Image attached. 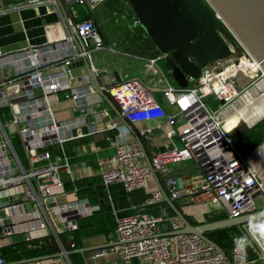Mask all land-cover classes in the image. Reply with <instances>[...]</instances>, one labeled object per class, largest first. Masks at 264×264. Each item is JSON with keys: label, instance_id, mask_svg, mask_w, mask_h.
Masks as SVG:
<instances>
[{"label": "built area", "instance_id": "2783aa9c", "mask_svg": "<svg viewBox=\"0 0 264 264\" xmlns=\"http://www.w3.org/2000/svg\"><path fill=\"white\" fill-rule=\"evenodd\" d=\"M50 1L59 10L56 0ZM67 1L84 4L92 13L107 0ZM10 8L0 6V13ZM61 17L67 30L64 40L69 51L66 54L44 60L42 57L48 53L47 46H28L18 58L19 55L0 48L1 65H17L21 59L28 61L26 66L16 67L14 77L0 84V108L10 110L11 114L9 118H2L0 114V264H11L1 249L10 242L11 237L18 234L23 235V238L20 241L15 239L12 244L26 242L28 249H32L39 247L33 241L42 239V232L47 231V234L55 236L60 251L66 253L68 250L59 234L64 229H76L77 219L96 209L92 206L87 212H81L70 209L76 204L60 205L58 196L64 193L61 173L64 170L70 173V168L65 154L55 156L54 150L65 152L66 142L83 135L81 131L75 134L74 129L86 124L88 115L99 114L97 108L86 102V97L98 90L114 102L122 120L131 125L142 120L164 118L171 125L168 137H178L180 142V146H177L172 141V149L157 153L149 163H142L139 161L143 155L142 148L129 142L126 133L120 131L116 137L115 152L98 162L99 174L105 186L121 183L127 192L138 189L149 192L150 178L155 173L162 174L167 177L170 197L176 199L181 191L178 179L171 176V164L193 160L203 173L200 186L190 190L195 202L217 205L227 217H239L259 209L257 199L264 198V179L252 157H255L254 160L261 157L260 148L250 155L243 154L225 125L226 118L231 116L233 103L243 99L260 82L255 81L257 77L264 80L262 70L254 76L241 67L244 61L253 64L257 61L238 39L236 41L242 54L234 52L230 58L207 65L197 84L182 88L163 76L162 94L176 108L175 112H169L153 90L137 78L118 81L111 79L107 72L90 65L91 72L102 81L98 88L90 82L73 87L67 79H63V76L71 73L69 65L72 60L80 57L89 59L94 50H112V47L106 44L93 16L78 20L73 16L63 17L61 13ZM218 19L222 20L221 17ZM157 60L150 58L149 63L156 65ZM49 67L61 68L62 73L47 74ZM241 73L244 80L239 87ZM249 79L254 81L250 82ZM15 84H18V89L12 94L8 86ZM63 97L76 102L79 116L75 119L57 118L54 104ZM16 105L21 107L20 111H16ZM104 113L109 115L110 112L105 109ZM114 127L120 126L116 122L111 123L110 128ZM150 132L151 129L142 130L140 135L146 136ZM17 138L22 154L17 148ZM163 198V192L156 190L147 203L154 204ZM48 204L53 206L55 219L51 218ZM163 220L162 216L153 214L116 217L115 232L107 245L103 244L94 250L92 259L95 264L98 259L111 255L117 256L116 264L264 263V229L256 228L264 224V220L241 229L243 235L234 237L229 254L197 234L164 235L182 228L184 223L178 217L173 218L170 220L171 229L161 232L159 225ZM239 237H245L247 243H237ZM24 264L73 262L66 254L63 258Z\"/></svg>", "mask_w": 264, "mask_h": 264}, {"label": "crops", "instance_id": "0c3cea01", "mask_svg": "<svg viewBox=\"0 0 264 264\" xmlns=\"http://www.w3.org/2000/svg\"><path fill=\"white\" fill-rule=\"evenodd\" d=\"M56 2L59 6V10L56 8V4L50 0H42V2H37L36 0L0 1V6L11 7L8 11L0 13V48L4 51L19 55L18 58H21L24 54V50L28 46H47L46 49L48 50V53L44 54L42 57L44 60L49 59L48 57L51 56H62L66 54L69 51L64 40L67 30L63 18L61 17V13L63 14V17L68 15L78 18L80 14L79 7L77 4H71L67 0H56ZM111 3L112 2H104L97 6L91 13V16L94 17L106 44L111 46L112 50L108 48L94 50L91 54V58L88 59L90 65L95 66L101 71L107 72L111 79L120 81L128 78H137L141 80L146 86L153 90L157 99L169 112H175L176 108L171 106L162 94V88L164 85L163 76L173 85H178L172 82L165 73L163 69L164 67L161 64L163 56L158 55L159 53L155 46L148 42L145 47L147 49L149 47L151 50H146L144 53L143 50H141L143 48L139 45L142 38L146 36L140 35V32L128 35V33L125 32V29L116 34L109 33L105 30L104 23H107V8H110L112 5ZM114 10L115 13L119 12V7ZM126 25V28H128L130 26H136L137 24H135L134 21L127 20ZM150 58L158 59L156 65H151L149 63ZM26 64H28V61L23 59L17 62V65L7 64L4 66L0 64V84L16 75L17 66L24 67ZM78 68L82 71L80 76H63V79H67L69 84L73 87H80L87 82H90L95 86L94 81L97 85H100L102 82L100 78L94 73L89 72L85 64L80 65ZM46 72L50 75L54 73H62L61 68L56 67H49ZM116 74H118V77ZM17 89L18 84L8 86V91L10 93L15 92ZM86 102L88 105L97 108L99 114L88 115L86 118L87 123L74 129L75 134H78L79 131H81L83 135L66 142L65 152L60 151L58 154L54 153L55 156L65 154L70 168V173L66 170L61 173V179L64 184V193L58 196V202L60 205L76 204L75 207L72 206L70 208L72 211L78 210L81 212H87L92 206L97 210L99 207L92 204L88 197L80 195L78 182L89 178V181L93 179L94 182H97V184L103 188L107 200L111 203L115 217L134 214L165 216L164 213H168L165 204L168 202L165 197L163 200L154 204H148L147 200L156 190L162 191L163 194L166 192L170 197L171 194L166 176L162 174H154L149 181V192L142 189L127 192L121 183H114L110 186H105L103 184L99 174L98 162L101 158L115 152L117 142L116 137L120 131H123L126 133L129 142L136 143L142 148L143 155L139 158V161L142 163H149L152 157L157 153L172 149V141H174L177 146H180L178 137H173V140L168 137L171 125L167 123L164 118H157L134 122L131 124L130 128L126 125L124 120H122L119 114L120 112L118 113L113 109L108 101L103 98L99 90L88 95L86 97ZM54 109L57 118L61 120H72L79 116V112L76 110V102L72 99L63 97L61 101L54 104ZM105 109L109 110V115L104 113ZM20 110L21 107L16 105V111ZM0 114L2 118L11 117L10 110L5 108H0ZM5 114L7 115L6 117L4 116ZM114 122L118 123V126L120 127L110 128V124ZM147 129H151L149 134L146 136L140 135V131ZM137 136L140 138L142 144L138 143ZM171 167V176L178 179V187L181 191V195L176 199L170 198L174 200L175 205L185 213L192 223L198 224L205 222L208 215L216 211H223L217 205L207 204L206 206L203 204L205 202H195L193 200L190 190L196 186H200L203 181V173L193 160L173 162ZM48 207L51 218L55 219L56 216L52 212V204H48ZM263 208L264 205L260 206L259 209ZM156 212H159V214ZM82 217L85 216L79 217L77 221ZM173 218H177L176 213L171 219ZM159 230L161 232L167 231L162 223L159 225ZM65 231L68 230L64 229L61 233ZM42 233L44 234L42 238L52 235L47 234V231H43ZM110 236L108 239L103 235L90 238L84 247L108 244ZM15 237H17V241H20L23 238V235L18 234L17 236H14V238ZM14 238L11 237L9 239L10 242H8L7 245H12L15 240ZM117 259V256L111 255L107 258H103L101 264H116ZM113 261L115 262L113 263ZM97 264H99V262ZM254 264L264 263L258 261Z\"/></svg>", "mask_w": 264, "mask_h": 264}, {"label": "water", "instance_id": "95a60500", "mask_svg": "<svg viewBox=\"0 0 264 264\" xmlns=\"http://www.w3.org/2000/svg\"><path fill=\"white\" fill-rule=\"evenodd\" d=\"M127 1L134 14L135 24L141 25L146 30L157 52L163 56L164 67L179 87L187 88L194 83H199L203 68L207 65H212L217 60L230 58L234 52L241 55L242 50L236 39L256 58L264 71V0H205L207 4L204 0ZM83 64L91 72L88 59L80 57L70 63L69 68L72 70L69 76H80L82 71L78 67ZM116 75L118 77V74ZM94 83L98 88L97 83L95 81ZM101 94L119 113L114 102L104 92ZM124 122L131 128L128 121L124 120ZM250 127L230 135L236 140ZM9 129L12 130V127ZM137 138L138 143L142 144L140 138L138 136ZM164 197L177 217L184 223L182 228L166 232L164 235L193 233L219 248L221 247L206 235L207 232L228 227L247 229L251 223L264 220L263 208L239 217H226L194 224L166 192ZM99 247L101 245L82 247L75 252L86 256V252ZM38 250V247L28 249L30 253H37ZM70 253V251L66 253L59 251L53 254L37 255L26 258L21 263L63 258L66 254L70 256Z\"/></svg>", "mask_w": 264, "mask_h": 264}, {"label": "trees", "instance_id": "16d2710c", "mask_svg": "<svg viewBox=\"0 0 264 264\" xmlns=\"http://www.w3.org/2000/svg\"><path fill=\"white\" fill-rule=\"evenodd\" d=\"M76 4L79 7L80 13L78 18L76 19L80 20L91 16V12L86 7V5L80 3ZM128 19L129 21H134L133 12L128 15ZM136 26L140 28V30H138V32L136 33L140 32V35L146 36L143 38L141 37L142 40L139 45L143 48L141 50H143L144 53L146 52V50L150 51L151 49L149 47L147 49L145 46L148 44V42L152 43L153 46H155L154 43L147 34L146 30L141 25ZM158 55L162 54L159 53ZM246 137L247 141H249L251 144H257L262 142L264 140V120L252 130L246 132ZM54 153L58 154L60 153V150H54ZM89 180L90 179L88 178L78 182V187L80 188V195L88 197L90 199V202L92 204H95V206H98L99 208L95 210L92 214L80 218L78 220V227L76 229L68 230L59 234L62 243L64 244L66 249L71 252L70 259L73 264H87L85 258L86 256L79 252H75V250L84 247L87 244L88 239L102 235L108 239V237L113 234L116 229V217L113 212L111 203L107 200V196L105 195L103 188L99 184H97V182H94L93 179H91V181ZM165 204L166 209L168 210V215H165L166 217H164V220L161 223L164 225L166 230H170V220L173 216H175V211L168 203ZM156 213L159 214V212ZM226 217L227 215L225 212L216 211L208 215L206 217V221H214ZM206 235L214 242H216L227 254H229L233 248L234 237L243 235V231L239 227H228L209 231L206 233ZM73 243L74 246H72ZM33 244L39 246V250L37 253H30L28 251L26 242H19L17 244L4 246L2 247L1 252L8 261L14 262L24 258L33 257L35 255L37 256L53 254L60 251L58 242L56 241L53 235L47 236L46 238L42 239H36L33 241Z\"/></svg>", "mask_w": 264, "mask_h": 264}, {"label": "rangeland", "instance_id": "374dc122", "mask_svg": "<svg viewBox=\"0 0 264 264\" xmlns=\"http://www.w3.org/2000/svg\"><path fill=\"white\" fill-rule=\"evenodd\" d=\"M106 2H112L111 3L112 5L110 6V8L109 7L107 8V11H108L107 16H106L107 23H104V28L107 32H109V33L111 32V33L116 34V33H120V31L121 32L124 31V29H125V32H127L128 35H132V34H136V32H138V30H140V28L137 26H130V27L126 28L127 27L126 21L127 20L129 21L128 15H130L132 12L130 5H129L127 0H108ZM118 7H119V10H118L119 12L115 13L114 9H118ZM128 26H129V24H128ZM161 64L164 67L163 61ZM163 69H164L165 73L167 74V76L169 77V79L172 80V78L170 77L166 67H164ZM243 80H244V77H243V74L241 73L239 76V82H238L239 87L242 86L241 84L243 83ZM261 80L262 79L260 77H257L255 81L259 82ZM249 81L252 82V81H254V79H252V80L249 79ZM249 81H248V83H249ZM172 82H174V81L172 80ZM259 92L262 93L261 91H259ZM243 107H244V105L240 104V102L233 103V108H231V113H230L231 116L238 114V112H240L243 109ZM228 119L229 118H226V120H228ZM263 120H264V118H261L258 122H256L254 125H252L248 131L252 130L254 127H256ZM18 141L19 140L16 141L17 148L20 151V153L22 154V148H21ZM235 141H236V144H237L238 148L240 149V151L245 155H250L253 151L258 150L260 148L261 157L257 158V161L255 159V161H256L255 165L257 166L258 170L260 171V173L264 179V140L260 143H257V144L256 143L251 144L249 141H247L246 132H245V133L241 134ZM203 204L206 206H207V204L212 205L211 203H208V202H205ZM257 204H258L259 208H260V206L264 205V198L259 197L257 199ZM165 215H168V213H165ZM164 217L165 216H163V218ZM12 238H14V237H12ZM16 238L17 237H15L14 239H16ZM93 254H94L93 250L86 252V259H87L88 264H95L94 260L92 259ZM102 260H103V258L98 259L97 263L99 262V264H101Z\"/></svg>", "mask_w": 264, "mask_h": 264}, {"label": "bare ground", "instance_id": "6f19581e", "mask_svg": "<svg viewBox=\"0 0 264 264\" xmlns=\"http://www.w3.org/2000/svg\"><path fill=\"white\" fill-rule=\"evenodd\" d=\"M241 67L250 75L254 76L261 70L263 71L258 61L254 64L251 61H244L241 63ZM243 97V99L239 100L240 104L244 105L243 109L225 122L226 128L230 133H235L245 127H250L261 118H264V80L257 83L255 87L250 89ZM254 158H252V160H254Z\"/></svg>", "mask_w": 264, "mask_h": 264}, {"label": "clouds", "instance_id": "9594fccd", "mask_svg": "<svg viewBox=\"0 0 264 264\" xmlns=\"http://www.w3.org/2000/svg\"><path fill=\"white\" fill-rule=\"evenodd\" d=\"M256 228L259 230V229H264V224H260V225H257ZM237 243H242V244H246L247 243V240L245 237H239L238 240H237Z\"/></svg>", "mask_w": 264, "mask_h": 264}]
</instances>
